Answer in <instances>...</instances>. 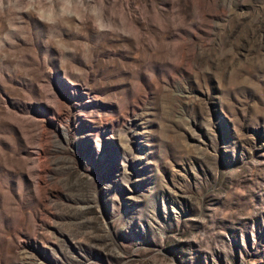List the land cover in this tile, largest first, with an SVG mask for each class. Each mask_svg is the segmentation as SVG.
Listing matches in <instances>:
<instances>
[{
  "label": "rangeland",
  "instance_id": "374dc122",
  "mask_svg": "<svg viewBox=\"0 0 264 264\" xmlns=\"http://www.w3.org/2000/svg\"><path fill=\"white\" fill-rule=\"evenodd\" d=\"M0 264H264V0H3Z\"/></svg>",
  "mask_w": 264,
  "mask_h": 264
},
{
  "label": "clouds",
  "instance_id": "9594fccd",
  "mask_svg": "<svg viewBox=\"0 0 264 264\" xmlns=\"http://www.w3.org/2000/svg\"><path fill=\"white\" fill-rule=\"evenodd\" d=\"M9 3H10L13 7H15L16 5H18L19 0H9ZM2 8H3V0H0V9H2Z\"/></svg>",
  "mask_w": 264,
  "mask_h": 264
}]
</instances>
